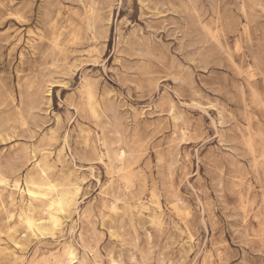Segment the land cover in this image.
Instances as JSON below:
<instances>
[{
  "label": "rangeland",
  "instance_id": "rangeland-1",
  "mask_svg": "<svg viewBox=\"0 0 264 264\" xmlns=\"http://www.w3.org/2000/svg\"><path fill=\"white\" fill-rule=\"evenodd\" d=\"M0 264H264V0H0Z\"/></svg>",
  "mask_w": 264,
  "mask_h": 264
},
{
  "label": "bare ground",
  "instance_id": "bare-ground-1",
  "mask_svg": "<svg viewBox=\"0 0 264 264\" xmlns=\"http://www.w3.org/2000/svg\"><path fill=\"white\" fill-rule=\"evenodd\" d=\"M215 40H217V39H215ZM236 67V66H235ZM261 75V74H260ZM262 76V75H261ZM250 80V79H249ZM88 91H89V89H88ZM254 91V90H253ZM90 95V94H89ZM90 99V98H89ZM31 192H36V191H31ZM56 204H57V208L59 209V210H62L63 209V204H62V201H61V198L60 199H58L57 200V202H56ZM39 221H41V220H39ZM245 222V221H244ZM32 224V223H31ZM30 226H32V225H30Z\"/></svg>",
  "mask_w": 264,
  "mask_h": 264
}]
</instances>
